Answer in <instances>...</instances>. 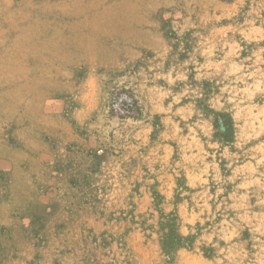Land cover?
I'll return each instance as SVG.
<instances>
[{
	"label": "rangeland",
	"instance_id": "obj_1",
	"mask_svg": "<svg viewBox=\"0 0 264 264\" xmlns=\"http://www.w3.org/2000/svg\"><path fill=\"white\" fill-rule=\"evenodd\" d=\"M0 264H264V0H0Z\"/></svg>",
	"mask_w": 264,
	"mask_h": 264
}]
</instances>
